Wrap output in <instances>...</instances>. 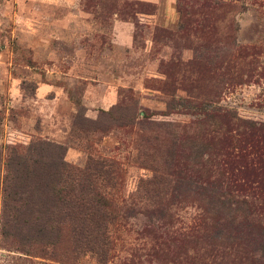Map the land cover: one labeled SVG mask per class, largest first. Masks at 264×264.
I'll return each mask as SVG.
<instances>
[{"label":"rangeland","instance_id":"374dc122","mask_svg":"<svg viewBox=\"0 0 264 264\" xmlns=\"http://www.w3.org/2000/svg\"><path fill=\"white\" fill-rule=\"evenodd\" d=\"M118 1L148 4L151 14L123 20L102 0H0L2 161L40 143L41 155L78 169L90 159L111 161L121 171L114 191L106 189L127 206L109 229L102 262L96 246L64 238V230L47 259L0 229V264H214L201 240L206 201L189 179L172 191L165 149L179 139L183 161H203L200 123L213 110L264 122V0H226L215 33L185 41L176 39L177 0ZM224 57H234L240 68L229 75L238 77L215 71ZM152 138L160 141L147 143ZM169 199L177 202L160 221L155 203ZM215 207L210 216L218 218ZM224 210L227 219L239 217L234 205ZM234 251V264H255L251 255L264 264V235Z\"/></svg>","mask_w":264,"mask_h":264},{"label":"trees","instance_id":"16d2710c","mask_svg":"<svg viewBox=\"0 0 264 264\" xmlns=\"http://www.w3.org/2000/svg\"><path fill=\"white\" fill-rule=\"evenodd\" d=\"M102 1L123 20H134L138 14H151L146 10L152 8L148 4ZM230 6L226 0H177L181 30L176 39L185 41L191 35H213L216 24ZM232 59L224 57L215 68L221 77L229 80L239 75H229L240 68ZM197 72L194 83H198ZM206 115L200 123L203 124L200 139L205 147V159L195 165L183 161L179 139H172L165 149L166 169L175 177L172 191L184 190L181 182L189 179L196 184L195 194L206 201L207 207L202 209L210 223L204 222L202 229L201 240L207 250L205 257L214 264L240 263L235 261L238 255L235 247L245 246L246 239L247 244L252 245L264 235V122L244 120L222 110ZM153 139L160 141L152 138L147 143L154 145ZM41 149H46L44 143L28 148L25 155L13 152L4 161L0 154L3 238L21 246H34L48 259L55 255L52 239L64 230V238H81L87 246H96L94 250L102 262L110 249V227L117 226L126 215L125 201L120 205L106 189L107 185L114 191L113 182L120 176V168L111 161L90 159L86 168L78 169L60 162L59 157L54 161L51 156L41 155ZM175 202L171 199L156 202L153 211L159 212L156 217L163 221ZM216 205L220 213L234 205L239 217L230 220L220 213L218 218L210 216ZM194 234L193 230L190 235ZM217 238L218 243L214 244L211 240ZM218 244L220 248L216 247ZM254 258L251 255L252 261L260 264Z\"/></svg>","mask_w":264,"mask_h":264}]
</instances>
